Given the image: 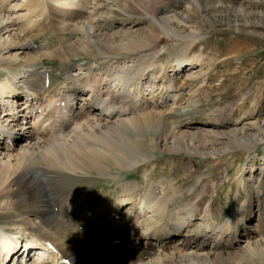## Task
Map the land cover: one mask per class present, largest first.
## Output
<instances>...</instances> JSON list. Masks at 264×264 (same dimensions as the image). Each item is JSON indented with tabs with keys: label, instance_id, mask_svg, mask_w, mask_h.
Segmentation results:
<instances>
[{
	"label": "bare ground",
	"instance_id": "bare-ground-1",
	"mask_svg": "<svg viewBox=\"0 0 264 264\" xmlns=\"http://www.w3.org/2000/svg\"><path fill=\"white\" fill-rule=\"evenodd\" d=\"M113 9L126 12L125 0H0V240L12 233L42 244L45 259L32 257L29 264H240L253 253L264 264V192L263 198L258 195L264 183L259 187L249 183L251 175H240L236 185L244 188L245 200L225 213L222 223L213 176L198 175L185 194L181 187L191 177L177 176L179 165L171 179L148 174L155 170L150 157L157 149L215 161L230 140L231 147L252 149L253 130L260 127L255 110L232 119L239 108L213 109L201 117L197 131L183 128L179 117L196 113V104L193 97L176 105L182 94L174 81L178 68L204 64L199 56L187 58L200 34L196 28L174 34L165 27L169 18L156 20L177 41L176 55L165 56L168 65L159 67L150 60L163 48H154L152 36L141 33L136 40L140 31L131 27L104 31L101 18ZM48 29L61 44L35 45L34 37ZM74 32L77 36L70 37ZM86 47L109 55L107 65L69 82L66 76L54 89L43 60L69 62L86 54ZM120 56L130 59L119 63ZM157 68L163 84L158 100L150 96L157 88L155 76L151 81L144 76ZM259 130L264 140V125ZM136 166L144 171L142 184L119 182L112 172ZM95 174L108 175V185H115L110 199L68 187L79 176ZM254 197L258 220L248 232ZM6 252L0 250V264H11Z\"/></svg>",
	"mask_w": 264,
	"mask_h": 264
},
{
	"label": "rangeland",
	"instance_id": "rangeland-1",
	"mask_svg": "<svg viewBox=\"0 0 264 264\" xmlns=\"http://www.w3.org/2000/svg\"><path fill=\"white\" fill-rule=\"evenodd\" d=\"M125 9L126 12L113 9L111 14H106L101 18L100 23L105 29L104 31L113 32L131 27L140 31L136 40L141 38V33L152 36L155 41L154 48H163L155 58L150 60L151 63H155L159 67L164 64L168 65V59L165 56L173 58L176 55V53L174 54L176 52L174 45L177 41H174L175 35L171 37L165 35L164 29L159 27L156 20L162 17L169 18L170 22L165 27L167 30L173 31L172 33L175 32L174 34L185 35L191 31V28H196L200 34L195 45L188 42L189 45L192 44L193 46L189 52L187 51L189 55L187 58L197 61L199 56L204 60V64L197 61L198 66L195 68L189 66L180 68V75L174 81L175 90L178 94H182L179 99L177 98L178 103L176 105L185 106L188 100L192 101L193 97L192 102L196 104V113L190 111L179 117V121L184 123L183 128L189 131H197L203 122L201 117L209 114L213 109L231 106L239 108L234 111L232 119L236 117L243 119L246 111L255 110L259 126L263 127L264 0H125ZM53 32L54 30L48 29L38 34L34 37L35 45L45 44L52 47L55 44H61L59 35H53ZM64 36H69V33H65ZM72 36L75 38L77 33L74 32L70 35V37ZM84 52L86 54L82 53L72 57L69 62H60V60L52 58L43 60L45 67L43 72L51 76L50 83L54 89L60 87L61 83L67 79L66 76H68L69 82V79L71 80L74 75L77 77L80 76L81 72L86 73L95 67L107 65L109 55L104 57V54L88 47L85 48ZM120 58L119 63L125 59H130V57L123 56ZM147 70L144 71L146 81H151L154 75V83L157 86L156 91L150 96L158 100L163 86L161 72L159 68L155 70L156 72ZM196 72L201 73L197 77H191ZM163 111L168 112L166 109ZM243 121H248L247 125L254 123L245 119ZM260 127L253 130L254 141L257 144L252 149L231 147L233 144L230 140L229 143L222 145L226 151L223 154L219 153L221 159L219 161L186 151H181L179 154L175 153L179 155V158L171 160L168 157L175 156L174 153L167 154L162 151L163 149H157L156 155L150 157L155 170L151 174V169H148V174L151 177L155 175V177L171 179L170 173L174 169V165H179V171L176 175L182 178H186L188 175V178L191 177L189 180H185L186 183L181 187V191L185 194L193 189V183L198 175L213 176L212 182L217 187V190L213 192V197L218 208L217 212L220 214L217 217L218 222L221 214L222 216L225 213L231 214L236 206L245 200L244 188L236 185L237 181L241 179L240 175H251L250 184L260 187L264 183V140H260L262 137ZM250 167L252 169H249ZM126 169L117 168L112 172L120 176L119 182L138 179L142 184L144 171L140 170V166ZM189 170L193 172L190 173ZM192 174L194 175L192 176ZM124 175L128 177L123 178ZM107 176L100 174L79 176L75 180L77 184L72 181V183L70 182L71 186L68 185V187L72 188L74 184L77 185V189L74 190L73 188L72 190L77 194H89L94 197L104 195L105 198L110 199L115 185L112 182L108 185ZM122 179L123 181H121ZM93 182L95 183L92 184ZM89 187L90 190H88ZM263 192L264 189L258 192L262 198ZM255 194L256 191L254 196H256ZM256 204L257 199L254 197V208L252 206L248 232L253 231L257 224L259 212H257ZM245 226V224L242 225V227ZM247 231L240 232L241 239L246 236L243 234H247ZM8 234L13 237L12 233ZM27 237L30 238L31 235L27 233ZM45 257L46 255H42L40 258L45 259ZM239 262L240 264H261L262 260L253 253Z\"/></svg>",
	"mask_w": 264,
	"mask_h": 264
}]
</instances>
